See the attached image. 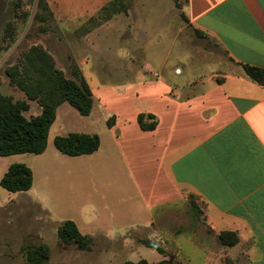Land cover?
Instances as JSON below:
<instances>
[{"label":"crops","instance_id":"obj_1","mask_svg":"<svg viewBox=\"0 0 264 264\" xmlns=\"http://www.w3.org/2000/svg\"><path fill=\"white\" fill-rule=\"evenodd\" d=\"M110 1L46 0L61 32L94 19ZM183 12L194 33L214 41L223 56L201 50V64L168 63L177 36L162 26L151 42L138 21L122 34V56L101 62L98 54L108 52L99 51L96 43L113 40L106 27L113 20L96 27L90 32V59L75 56L92 93L91 112L76 116L73 125L62 103L46 149L0 158V179L11 164L27 166L32 186L24 195L31 205L42 210L56 233L62 222H74L103 256L114 253L115 243H130L132 230L151 228L192 200L207 232L205 264H224L226 255L233 264H264V87L241 66L264 70V0H188ZM163 39L169 41L166 52L159 48ZM99 65L107 72L103 81L94 73ZM29 110L27 118L41 113L38 105L26 116ZM140 114L153 116L144 117L146 123L156 121L153 130L140 128ZM69 133L98 135V149L78 156L61 153L54 138ZM1 195L0 209L8 203ZM224 231L236 233L238 243L223 246L218 235ZM145 241L156 245L151 247L155 251L160 247L148 240L141 247ZM164 252L159 261L166 260Z\"/></svg>","mask_w":264,"mask_h":264},{"label":"rangeland","instance_id":"obj_2","mask_svg":"<svg viewBox=\"0 0 264 264\" xmlns=\"http://www.w3.org/2000/svg\"><path fill=\"white\" fill-rule=\"evenodd\" d=\"M37 1L0 0V92L11 96L14 100L24 99V94L9 84L4 69L19 62L21 54L30 46L40 44L50 49L57 59L58 66L65 69V75L73 78L71 70L74 65L77 66L75 56L79 59L85 57L90 59L91 57L93 42L90 32L111 19L113 21L106 27L107 31L111 30L114 33L113 40L110 39L109 43L104 46L101 41L96 43L99 51L108 52V55L98 54L102 58L101 62H106V57H110L112 63L113 58L118 59L122 56L124 42L122 34L126 30L132 31V26H137L138 21L143 22V28L152 37L151 42L155 39L154 30L162 26L164 31L177 36L178 41L172 45V48L170 47L168 63L181 61L187 67L194 63L201 64L203 61L201 50H211L223 56L222 50L214 41L197 37L187 24L183 12L185 0H118V11L108 20H101L102 17L98 16L99 11L94 19H89L77 26L69 24V27L63 28L62 32L53 18L49 21L48 29L44 32L41 30L44 24L34 18L39 11ZM114 37L120 39L114 40ZM168 46L169 41L163 39L159 48L166 52L165 48ZM193 48L196 50H191ZM201 67L202 65L198 66L199 70ZM118 72L122 73L117 71L116 74ZM94 73L99 81H103L107 72L102 65H99V69H96ZM138 73L139 71H135L132 79L136 78ZM27 102L31 104L29 112L26 113V116H29L30 112L36 109L37 103ZM65 107L69 109L68 121L73 125L76 124V116L84 117L68 103ZM65 131L63 129L62 133H66ZM0 191L1 198L8 201L6 206L0 209V264H26L21 248L39 243L48 245L50 264H123L126 261L142 263L144 259L151 263L159 262L160 252L158 250H153L149 243H145L144 247L140 246L144 240L159 244L160 248L166 251V260L172 259L180 264H205L204 254H209L210 251L202 246L203 237H207V232L202 227L201 213L194 211L191 200L168 211L162 221L157 222L151 228L132 230L129 233L131 242L124 245L115 243L112 247L114 253L109 257L97 254L100 251L99 247L91 248L93 252L90 253L86 250H78L75 245L60 243L56 230L49 226L46 215L40 208L31 205L24 191L10 193L1 186ZM107 259L111 260L107 262ZM223 261L224 264H233L231 256L228 255Z\"/></svg>","mask_w":264,"mask_h":264},{"label":"trees","instance_id":"obj_3","mask_svg":"<svg viewBox=\"0 0 264 264\" xmlns=\"http://www.w3.org/2000/svg\"><path fill=\"white\" fill-rule=\"evenodd\" d=\"M188 0H185V3ZM118 0H111L101 8L98 16L101 20H107L118 9ZM39 11L34 18L43 23L41 30L48 29L49 21L53 18L46 0H38ZM100 23V22H99ZM195 35L203 38L204 34L195 31ZM245 75L264 87V70L247 64L241 65ZM4 73L9 84L15 86L24 93L30 101H35L41 108L37 116L27 118L24 112L29 110L25 100H14L11 96L0 92V157L17 154H41L47 145L50 126L55 120L57 108L62 103H68L79 114L89 115L92 109L93 99L89 85L76 66H73L69 78L56 66L52 55L40 44L30 46L21 54L19 62L7 66ZM221 81V80H218ZM144 117L153 118L151 115L140 114L138 123L143 130H153L156 121L144 122ZM108 119V126L112 125ZM55 148L63 154L78 156L92 154L99 147V137L96 134L69 133L66 136L54 138ZM0 186L8 192L16 193L27 191L32 186V172L24 164H11L0 179ZM191 206L196 213L200 212L195 202L191 200ZM201 213V212H200ZM57 236L60 243L75 245L78 250H90L93 240L82 235L74 222L66 220L57 228ZM218 239L223 246L232 247L238 243V236L234 232H221ZM148 244L147 241H145ZM26 264H50V249L48 245L39 243L23 246ZM157 250L165 254L160 247ZM123 264H146L126 261ZM148 264V263H147ZM149 264H180L168 260H161Z\"/></svg>","mask_w":264,"mask_h":264},{"label":"water","instance_id":"obj_4","mask_svg":"<svg viewBox=\"0 0 264 264\" xmlns=\"http://www.w3.org/2000/svg\"><path fill=\"white\" fill-rule=\"evenodd\" d=\"M151 245L154 246V247L156 246V245H154L153 243H151Z\"/></svg>","mask_w":264,"mask_h":264}]
</instances>
